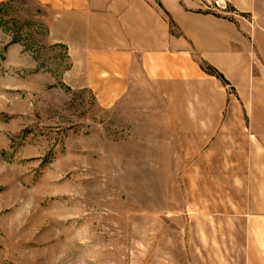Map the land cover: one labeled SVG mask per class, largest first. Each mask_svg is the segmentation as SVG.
Segmentation results:
<instances>
[{"label":"rangeland","instance_id":"obj_1","mask_svg":"<svg viewBox=\"0 0 264 264\" xmlns=\"http://www.w3.org/2000/svg\"><path fill=\"white\" fill-rule=\"evenodd\" d=\"M49 17L0 0V264H264L252 141L187 137L183 98L79 88Z\"/></svg>","mask_w":264,"mask_h":264},{"label":"crops","instance_id":"obj_2","mask_svg":"<svg viewBox=\"0 0 264 264\" xmlns=\"http://www.w3.org/2000/svg\"><path fill=\"white\" fill-rule=\"evenodd\" d=\"M39 2L52 39L70 48L79 88L110 92V106L186 99L187 137L250 139V154L264 156V0Z\"/></svg>","mask_w":264,"mask_h":264},{"label":"trees","instance_id":"obj_3","mask_svg":"<svg viewBox=\"0 0 264 264\" xmlns=\"http://www.w3.org/2000/svg\"><path fill=\"white\" fill-rule=\"evenodd\" d=\"M203 67H204V69H205L207 72H209L210 74L216 76V77L219 78V79L224 80V76H223V75H222V74H221L216 68H214L213 66L204 63V64H203Z\"/></svg>","mask_w":264,"mask_h":264}]
</instances>
